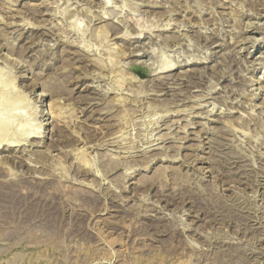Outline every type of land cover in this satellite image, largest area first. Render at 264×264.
Returning a JSON list of instances; mask_svg holds the SVG:
<instances>
[{
    "label": "rangeland",
    "instance_id": "obj_1",
    "mask_svg": "<svg viewBox=\"0 0 264 264\" xmlns=\"http://www.w3.org/2000/svg\"><path fill=\"white\" fill-rule=\"evenodd\" d=\"M0 91V264H264V0H0Z\"/></svg>",
    "mask_w": 264,
    "mask_h": 264
},
{
    "label": "bare ground",
    "instance_id": "obj_2",
    "mask_svg": "<svg viewBox=\"0 0 264 264\" xmlns=\"http://www.w3.org/2000/svg\"><path fill=\"white\" fill-rule=\"evenodd\" d=\"M261 1V0H260ZM255 41V40H254ZM253 45V44H252ZM109 47V46H108ZM125 53V52H124ZM124 56V55H123ZM122 57V56H121ZM167 68H170V67H167ZM164 69H166V68H164ZM170 69H172V68H170ZM2 98H3V96H2V94H1V91H0V101L7 107V105L9 106V105H16L15 103H16V101L17 100H14L13 101V99L10 97V98H4L3 100H2ZM9 108V107H8ZM12 108H13V106H12ZM11 122L10 121H1L0 120V130H4L5 128H7V130L8 129H10V128H8V126H9V124H10ZM13 126V125H12ZM18 126L19 127H22V125L21 124H18ZM14 127V126H13ZM22 129V128H21ZM16 130V129H15ZM6 132V131H5ZM9 133V132H8ZM4 134V133H3ZM2 134V135H3ZM10 134V133H9ZM1 135V134H0ZM8 136V135H7ZM1 138H2V136H0ZM9 142V141H8ZM14 142V141H13ZM0 143H1V140H0Z\"/></svg>",
    "mask_w": 264,
    "mask_h": 264
}]
</instances>
